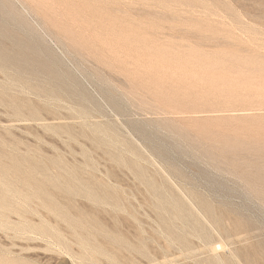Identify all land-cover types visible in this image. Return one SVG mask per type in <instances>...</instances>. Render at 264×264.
Listing matches in <instances>:
<instances>
[{
	"label": "rangeland",
	"instance_id": "obj_1",
	"mask_svg": "<svg viewBox=\"0 0 264 264\" xmlns=\"http://www.w3.org/2000/svg\"><path fill=\"white\" fill-rule=\"evenodd\" d=\"M7 259L264 264V0H0Z\"/></svg>",
	"mask_w": 264,
	"mask_h": 264
},
{
	"label": "bare ground",
	"instance_id": "obj_2",
	"mask_svg": "<svg viewBox=\"0 0 264 264\" xmlns=\"http://www.w3.org/2000/svg\"><path fill=\"white\" fill-rule=\"evenodd\" d=\"M22 62V61H21ZM2 264H14L13 261H11L10 259H7L5 262H3Z\"/></svg>",
	"mask_w": 264,
	"mask_h": 264
}]
</instances>
